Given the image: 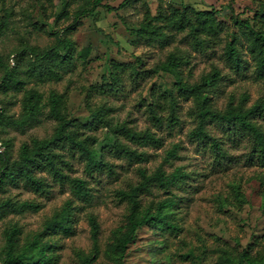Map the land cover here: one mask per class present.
I'll list each match as a JSON object with an SVG mask.
<instances>
[{"label": "rangeland", "instance_id": "374dc122", "mask_svg": "<svg viewBox=\"0 0 264 264\" xmlns=\"http://www.w3.org/2000/svg\"><path fill=\"white\" fill-rule=\"evenodd\" d=\"M123 0H103L92 15H85L71 33L78 50L88 47L85 59L77 58L74 65L62 73L60 79L32 80L26 87L34 86L43 92L47 101L54 89L66 92V111L78 123V135H90L95 141L90 145L99 149L110 167L103 166L92 172L86 169V160L78 148L58 146L61 154L59 165L70 176L86 179L92 197L85 201L78 197L67 180H59L47 169L37 170L48 183L45 189L36 190L23 183L7 184L0 189V201L28 200L35 208L22 211L0 209V253L4 246L3 229L16 222L21 227V242L38 232L46 218L50 217L67 200L74 206V232L56 233L55 260L51 264H78V249L89 251L92 246L88 215H96L100 225V253L92 264H118L108 251L113 231L125 222L129 203L119 194L141 179V170L152 173L162 165L166 173L176 167L187 176L181 185L161 187L152 184L140 194L142 206L156 204L159 200L175 195L177 205L172 217L179 228L144 225L126 249L125 264H219L218 258L225 251H239L247 242L256 241L254 250L264 247V165L247 159L251 146L249 134L234 131L216 121L206 124L207 130L217 137L228 157L219 158L209 142H200L190 136L197 124L193 97L179 95L174 87V77L168 71H154L170 51L178 50L188 56L183 65V75L195 82L213 66L220 69L222 79L210 93L214 106L223 109L230 94L238 102L247 94L246 104L264 99V76L255 72V60L247 49V41L241 35L236 16L251 18L263 0H129L118 9ZM60 0H0V19L7 21L0 35V52L12 63L14 49L23 41L46 46L53 42L54 32L64 27L70 19L54 20V12ZM170 10L172 6L190 3L197 8L216 7L217 16L225 24L218 41L205 49H197L185 32H175L168 42H149L138 37L139 26L147 8L155 14L158 4ZM77 1L70 4L72 11ZM240 35L238 46L245 59V68L237 72L223 57V47L231 38V32ZM114 71L115 79L110 75ZM2 71H0V76ZM177 97L175 123L169 115L167 94ZM24 91L0 88V106L13 117L21 113ZM156 105L162 116L159 123L152 118L149 104ZM102 106V118L94 119L92 108ZM49 105L43 107L39 119L23 129L11 125L0 126V151L6 150L17 157L24 141L33 136L51 135L55 119L48 117ZM264 129V116L256 118ZM111 124L125 123L136 131L149 130L161 138V144L141 143L126 133L111 132ZM115 138L145 157L139 159L118 152L111 145ZM177 146V155L168 158V151ZM47 264V263H46Z\"/></svg>", "mask_w": 264, "mask_h": 264}, {"label": "trees", "instance_id": "16d2710c", "mask_svg": "<svg viewBox=\"0 0 264 264\" xmlns=\"http://www.w3.org/2000/svg\"><path fill=\"white\" fill-rule=\"evenodd\" d=\"M77 1L71 11L69 6ZM103 0H60L59 8L54 12V20L70 19L61 29L54 32V40L51 44L40 46L21 42L15 49L13 62H9L10 55L0 52V88L4 91L14 89L24 91L21 98V113L13 117L5 112L3 105L0 106V126L11 125L23 129L32 125L39 119L43 107L48 104L47 116L55 119L56 123L51 135L46 137L33 136L30 141L22 142L17 157H11L6 151H0V189L7 184L23 183L39 190L45 189L48 184L45 179L36 173L37 170L47 169L59 180L70 182L74 193L85 201L91 200V193L86 179L79 176H70L65 173L59 162L62 161L61 154L56 150L58 146H67L69 149L78 148L80 154L86 160V169L92 172L103 166L110 167L99 151L90 145L95 138L87 135H78V123L70 117L66 111V92H58L52 89L47 101H44L43 92L34 86L26 87L32 80L46 81L60 79L62 73L71 68L77 58L87 56L89 48L78 50L71 33L81 23L85 15H92L98 6L104 5ZM129 0H123L118 6L107 4L109 10L125 6ZM217 8H197L190 3H181L180 7L172 6L170 10L163 8L161 2L155 14L147 8L143 19L135 32L138 37H143L149 42H168L173 39L175 32L184 31L190 39V43L197 49H205L212 43L218 41L220 33L225 24L217 16ZM238 25L241 35L247 41V49L255 60V72L258 76H264V0L258 4L251 18L234 19ZM7 24L3 18L0 19V35ZM240 35L231 32V38L226 40L223 47V57L231 68L237 72L245 68V59L238 46ZM188 62V56L178 50L170 51L166 58L159 62L154 71H168L174 77V87L179 95L193 97L195 102V115L198 119L196 126L190 131V136L200 142H209L213 151L219 158H226L227 152L221 141L212 135L206 128L209 121H216L234 131H243L249 134L251 146L247 159L264 165V129L257 121V117L264 116V99L259 98L252 104L247 105V94H243L238 102L230 94L223 109L213 105L210 93L215 90L222 73L216 66L200 76L195 82H189L183 75V65ZM110 75L115 79L114 71ZM170 91V90H169ZM170 123L178 119L176 115L177 97L170 91L167 94ZM103 107L92 108L90 114L94 119H101ZM148 109L152 118L162 121V116L157 113L156 105L150 103ZM107 125L113 134L117 131L126 133L130 138L141 143L151 142L161 144V138L155 136L149 130L136 131L125 123ZM118 152L130 157L143 159L146 155L139 152L115 138L112 145ZM177 144L168 151V158L177 155ZM141 179L127 189H120L119 194L127 199L129 206L125 214V222L113 231L112 240L108 243V251L117 260L118 264L124 263V255L129 244L136 238L137 231L144 225L166 227L177 230L178 224L173 221L174 210L177 205L175 195L159 200L156 204L142 206L140 194L148 191L152 184L161 187L181 185L187 174L180 167L166 173L162 165L152 173L145 170L140 171ZM36 203L28 200L14 201L5 198L0 201V209L10 211H22L26 207L35 208ZM90 223V236L92 246L89 251L78 249L76 252L78 264H92L100 253L99 230L100 225L95 214L88 215ZM74 206L71 200H67L50 217L46 218L42 228L34 233L32 237L21 242V227L11 223L3 229L4 246L0 253V264H51L55 260V239L53 234L74 232ZM257 242L251 241L237 251L225 250L218 258L219 264H264V247L253 249Z\"/></svg>", "mask_w": 264, "mask_h": 264}]
</instances>
